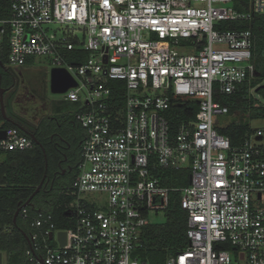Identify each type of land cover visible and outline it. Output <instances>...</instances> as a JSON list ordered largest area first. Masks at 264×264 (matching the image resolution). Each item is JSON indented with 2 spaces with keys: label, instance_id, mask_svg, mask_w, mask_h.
Instances as JSON below:
<instances>
[{
  "label": "built area",
  "instance_id": "obj_1",
  "mask_svg": "<svg viewBox=\"0 0 264 264\" xmlns=\"http://www.w3.org/2000/svg\"><path fill=\"white\" fill-rule=\"evenodd\" d=\"M233 1L0 0L1 66L48 56L67 69L77 86L62 95L79 103L84 131L67 226L20 209L31 228L26 264H148L134 251L173 192L189 244L164 264H264V127L233 145L215 118L229 114L219 95L255 79L252 31L220 25L264 14V0H246V11ZM174 96L198 102L176 133ZM0 130V153L36 144L18 126ZM182 170L189 185L166 183Z\"/></svg>",
  "mask_w": 264,
  "mask_h": 264
},
{
  "label": "trees",
  "instance_id": "obj_2",
  "mask_svg": "<svg viewBox=\"0 0 264 264\" xmlns=\"http://www.w3.org/2000/svg\"><path fill=\"white\" fill-rule=\"evenodd\" d=\"M232 5L239 11L248 9L246 0H234ZM220 26L225 29H250L252 31V60L255 65V79L259 77L261 83L264 80V14H256L252 19L245 21H224ZM79 55L82 56L80 60L86 59L85 52L80 51ZM5 59L6 56L3 54L1 60L5 62ZM8 85V82L3 79L2 87ZM257 88H259L258 91H261L264 86L258 85ZM219 99L228 106L229 114L239 111L249 113L251 119H264V105L257 103L250 95L247 85L236 93L221 94ZM172 100L168 116L171 121L172 133H176L181 121L194 119L198 111V102L176 96ZM74 118L75 115H72L66 117V120L71 128L81 129ZM0 122H3L4 127L15 126L11 122L4 121L1 105ZM255 128L252 127L249 120L241 119L231 122L224 128L219 127V131L228 136L233 145H237L248 132L254 131ZM34 134L37 140H35L36 144L32 149L0 153V155H4L0 161V252L6 254L9 264L31 262L26 253L30 248L31 228L20 215L17 222L14 223L17 209L33 196L32 205L26 206L30 215L33 216L38 210L49 212L53 215L57 226L65 228L67 225L64 212L67 203L72 199L69 186L73 183L78 171L77 165L75 174L70 178L71 182L68 185L64 186L63 180H61L63 176H61L55 179L52 186L51 179L58 167L57 161L60 155L48 143L49 136L46 132ZM176 173L181 176L177 177ZM189 176V171H178L175 172L172 179L166 180V183L187 186L189 185ZM176 177L178 179L175 180ZM48 178H50L49 181ZM42 182L40 190L34 195ZM187 230L188 214L182 207L180 193L173 192L166 210V220L163 223H152L144 227L140 237L141 245L134 251V256L148 264H164L169 257L188 246Z\"/></svg>",
  "mask_w": 264,
  "mask_h": 264
},
{
  "label": "rangeland",
  "instance_id": "obj_3",
  "mask_svg": "<svg viewBox=\"0 0 264 264\" xmlns=\"http://www.w3.org/2000/svg\"><path fill=\"white\" fill-rule=\"evenodd\" d=\"M29 62V67L22 68L21 74L20 71H18L19 69L16 68H13L9 71L12 73V75L18 78V81L21 85H23L26 89H29L30 92H32V94L36 96V101H39L40 103L42 101L47 103L49 105V112L52 114H58L56 115L58 119L75 115V112L78 110L79 103L66 101L61 93H54L51 90V69L55 67L52 58L48 56H33L30 58ZM260 80L261 79L258 77L252 82L253 85L250 86L249 93L256 100L257 103L264 105V88L261 91L257 90L258 85L264 84V80L261 83L259 82ZM11 110V106H8L7 104L6 111L8 113H11ZM36 112H38V109L28 108L27 116H32ZM38 117L41 118L40 120L44 121L43 123L48 122L49 116H47L44 111L41 112ZM38 117L33 118L32 121H30L29 118L27 119L29 120V122L36 123V119ZM215 118L216 124L220 128H224L228 126L231 122L239 121L241 119L249 120L252 127H264V119H251L249 117V113H241L239 111L235 112L234 114L217 115ZM3 157L4 155H0V161L3 159ZM178 176L179 175L177 174V177ZM182 177H184L183 174ZM61 180H63L62 182L64 186L68 185L71 182L69 181V177H63L61 178ZM70 186L72 187V183ZM70 186L69 188H71ZM97 204H101V202L97 200ZM149 218L152 223H163L166 220V211L150 212ZM51 244L57 245L56 241H52ZM2 262L3 264H9L8 257L5 253H3Z\"/></svg>",
  "mask_w": 264,
  "mask_h": 264
},
{
  "label": "flooded vegetation",
  "instance_id": "obj_4",
  "mask_svg": "<svg viewBox=\"0 0 264 264\" xmlns=\"http://www.w3.org/2000/svg\"><path fill=\"white\" fill-rule=\"evenodd\" d=\"M2 78L8 82L10 85L9 88H6L4 94H15V104H19V102H23L26 97L27 89L20 84L18 78L12 75L11 72L2 73ZM8 85V86H9ZM6 86V87H8ZM17 101H19L17 103ZM34 116V115H33ZM10 118L16 123H22L23 118L11 116ZM28 130V129H27ZM31 132V131H30ZM32 133V132H31ZM41 139V136H39ZM84 139V131L81 128L69 127L67 133H59V134H50L49 139L47 140L50 143V146L54 148V151L58 152L60 157L57 161V169L54 171L53 178L51 179V185L56 178L61 176L71 178L76 171L77 165L80 162L81 156V145ZM35 141V140H34ZM50 178H48V181Z\"/></svg>",
  "mask_w": 264,
  "mask_h": 264
},
{
  "label": "crops",
  "instance_id": "obj_5",
  "mask_svg": "<svg viewBox=\"0 0 264 264\" xmlns=\"http://www.w3.org/2000/svg\"><path fill=\"white\" fill-rule=\"evenodd\" d=\"M30 59L27 61V63L24 65V66H21L17 69H19L18 71H20V74H21V71H22V68H25V67H29L30 65ZM3 68V69H2ZM5 72H10L5 66H1L0 65V71L1 73H3L4 71ZM4 72V73H5ZM3 80V78H2ZM1 87H2V81H1ZM10 85L8 87H2L6 90V88H9ZM26 97L27 98H24V101L23 102H19L17 101V103L19 102V104H15V94H4V104H5V110H6V106L8 104V106H11V113H8L6 111V114L8 115V117H10V115L12 116H15V117H21L23 118L22 120V123H20L25 129H28V131H31L32 133H41V132H46L47 135L49 136L50 134H59V133H67L69 127H70V124L69 122L66 120V117H62V119H58L56 117V115L58 114H52L49 112V105L45 102H39V101H36L35 98L36 96L32 94V92H30L29 89H27V92H26ZM1 105V104H0ZM13 107H14V110H13ZM28 108H33V109H38V112H36L34 114V116H27V109ZM40 109H43V110H40ZM47 114L48 117V122L46 123H43L44 121L40 120L41 118L38 117V115L43 112ZM33 112V111H32ZM46 116V115H44ZM38 117L36 120V123L34 122H29V120L27 118L30 119V121L33 120V118H36ZM4 119V118H3ZM6 121V120H4ZM0 126L4 128L3 126V122H0ZM16 126V125H15ZM5 127H8V126H5ZM21 129V128H20ZM22 130V129H21ZM23 131V130H22Z\"/></svg>",
  "mask_w": 264,
  "mask_h": 264
},
{
  "label": "water",
  "instance_id": "obj_6",
  "mask_svg": "<svg viewBox=\"0 0 264 264\" xmlns=\"http://www.w3.org/2000/svg\"><path fill=\"white\" fill-rule=\"evenodd\" d=\"M0 65H1V62H0ZM1 81H2V73L0 71V104H1V111H2V115H3L4 120L15 124L16 126L21 128L26 134L31 136L34 140H37V138H36L34 133H31L30 131L25 129L21 124L16 123L15 121H13L6 114L5 104H4V92H5V89L1 87ZM74 86H77V82L72 77V75L67 71V69L60 68V67H53L51 69V90H52V92L61 93L62 94L64 92H66L69 88L74 87ZM261 86H264V84H262ZM258 89L259 88H257V90ZM4 134H5V131L0 130V137L4 136ZM42 184H43V182L38 186V188L34 192V195L40 190ZM32 197L27 202H25L19 209H17V211H16V213L14 215V223L17 222V218L19 216L20 209L22 207H24V206L32 205V202H31ZM61 236H62L61 243L64 244L65 243V232H61ZM29 243L31 245V241L30 240H29ZM2 257H3V253L0 252V264L3 263L2 262Z\"/></svg>",
  "mask_w": 264,
  "mask_h": 264
}]
</instances>
